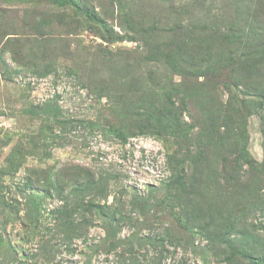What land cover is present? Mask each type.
<instances>
[{"label": "rangeland", "instance_id": "rangeland-1", "mask_svg": "<svg viewBox=\"0 0 264 264\" xmlns=\"http://www.w3.org/2000/svg\"><path fill=\"white\" fill-rule=\"evenodd\" d=\"M74 1L124 39H101L84 15L49 0H0V264H253L245 258L263 257L264 94H243L253 84L246 66L225 56L238 60L264 47V0ZM120 9L135 15L132 23ZM154 76L166 86L201 83V93L186 96L189 135L174 140L153 130L184 90L167 102L154 87L150 102L130 104ZM45 105L60 108L57 120L40 113ZM240 147L256 170L243 160L233 169ZM177 175L207 198L189 227L165 199ZM57 187L79 188L84 201L119 208L123 218L108 236L99 216L62 232L67 222L52 213Z\"/></svg>", "mask_w": 264, "mask_h": 264}, {"label": "trees", "instance_id": "trees-1", "mask_svg": "<svg viewBox=\"0 0 264 264\" xmlns=\"http://www.w3.org/2000/svg\"><path fill=\"white\" fill-rule=\"evenodd\" d=\"M54 6L63 8V7H69L72 10H74L76 13L84 15L89 21H91L96 27L99 28L96 29L95 34L99 36L101 39L106 40L107 42H116L119 40H123V36L115 35L113 32L110 31L109 26L105 21H103L97 13L93 11L84 10L80 7L74 0H49ZM120 9V13L118 16L122 14L123 19L126 20L128 23H132L134 20V14L131 13V15H128V12L125 11L123 13ZM129 27H132L129 25ZM150 33L156 32L155 29H151ZM134 31V29L132 30ZM146 33V31H143ZM226 38H223V41ZM227 41V39H226ZM216 43V39H213L210 41V43L207 45L206 48H208V51H205L210 55L212 52V48L214 47V44ZM239 41L237 42V44ZM204 48V47H203ZM253 50V48H252ZM257 51V52H255ZM223 54V52H222ZM210 57L213 58V60L220 63L218 60V57H215L214 55H211ZM233 57V58H232ZM242 59H236L235 55L233 53H228L225 56V61L228 63H231V60L233 61V65L235 66H246V69L248 71L249 79L248 81L253 82L252 85H249L247 89V93H243L245 95H255L258 93V90H260L264 94V74L262 73V70H264V47L261 48L260 46L257 47L256 50L244 53ZM169 58V57H168ZM168 58H165L164 60L167 61ZM201 63H199L198 67ZM170 65V63H169ZM208 69V68H207ZM199 72V71H197ZM199 77L203 74L200 72ZM153 84L149 85L146 89L143 88V86H140V89L137 90V93L134 94V91L131 93L130 104L137 103H146L145 101L148 100V102L151 101L153 96L155 95V91H153V88L155 87L156 90H161L162 96L166 99L167 102L171 101V97L173 95L180 93L177 89L184 90V97L181 98V100L178 101L177 105H174L173 103H169L170 107L165 109V112L163 113L166 115V118H164L165 123L159 124V126L154 130V133L158 136H162L163 134H167L171 136L174 140L180 139V137H183L184 135H189L191 133L190 129L193 126H187L183 122V113L187 112V103H186V96L191 95V97L201 93V83L198 82V80H195L194 82H182L181 84L176 85L175 83L171 85H165V83L162 85V79L158 81V77L154 76L150 79ZM241 80V79H240ZM238 78L236 79L235 84L240 81ZM252 80V81H251ZM255 84V85H254ZM227 85H229L227 83ZM225 85V86H227ZM255 86V87H254ZM229 88V86H228ZM144 90V91H143ZM143 91V93H141ZM244 91H241V93ZM141 93V94H140ZM216 94V93H215ZM217 96V94H216ZM235 96V95H234ZM238 98L237 96H235ZM262 100H264V96L260 97ZM254 104H256V101H253ZM172 107V108H171ZM32 115H36L37 112L34 109H29L28 111ZM41 114L50 115L52 119L57 120V118L61 115L60 108L57 106L52 105H45L41 111ZM127 114L133 115V112L131 110L127 111ZM260 127H261V134H262V149L264 153V113H261L260 115ZM157 121V120H156ZM157 123V122H156ZM150 124V123H148ZM156 125V124H155ZM145 127V126H144ZM148 127V126H147ZM145 127V128H147ZM149 128V127H148ZM147 128V129H148ZM206 135V133H204ZM236 158L234 159V164H232L233 169H236L237 166H239V160H243L249 167L253 168V170H256L255 166L252 165L251 162L247 160V153L245 149L241 150V147L236 149ZM263 175H264V163L263 165H260ZM80 175H76L72 178L73 181H77L76 177ZM57 184L59 181H57ZM167 186V189L165 191L166 196L165 199L170 204L172 209L173 206H176L179 208V215L178 219H175L178 223L185 225L186 227L191 226L193 222L198 221L202 216V205L207 203V198H205L201 193L196 192L194 186H191L192 183H187V177L184 175H177L176 178L170 177ZM90 194H93L95 196H101V193L96 190L89 191ZM48 198H52L53 194H51L50 191L47 192ZM55 196H57L60 205L52 210V213L57 214L59 216L60 220H65L67 223L65 224V229H63L62 232H66L67 230H78L80 228H85L89 224V219L87 216H99L102 221V226L104 227L105 234L108 236L110 233H112L115 230V227L120 222V220L123 218L120 217V209L116 207H108L106 205H101L98 202H91V201H84L82 197V190L79 188H73L69 191H65L63 188H56ZM122 212V211H121ZM51 213V212H50ZM182 218L184 220H182ZM64 227V225H62ZM209 235L210 233L207 232ZM213 237H217L218 240H223V236L220 234V231H214ZM63 235H65L63 233ZM67 235V234H66ZM65 235V236H66ZM223 242V241H221ZM226 245V243L224 242ZM245 259H248L253 264H264V256L262 257H246ZM156 264L158 262L154 261Z\"/></svg>", "mask_w": 264, "mask_h": 264}]
</instances>
